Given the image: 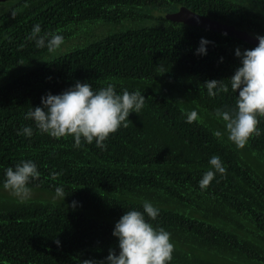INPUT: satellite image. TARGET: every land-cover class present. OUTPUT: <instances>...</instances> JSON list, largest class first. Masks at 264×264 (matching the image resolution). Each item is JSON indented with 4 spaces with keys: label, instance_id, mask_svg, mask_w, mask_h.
Listing matches in <instances>:
<instances>
[{
    "label": "trees",
    "instance_id": "1",
    "mask_svg": "<svg viewBox=\"0 0 264 264\" xmlns=\"http://www.w3.org/2000/svg\"><path fill=\"white\" fill-rule=\"evenodd\" d=\"M172 5L264 34V0L0 2V189L6 167L31 159L40 172L32 191L54 195L59 185L66 194L64 201L26 203L0 194V264L103 259L109 249L119 251L115 222L131 208L143 211L145 200L159 208L153 226L171 234L169 264H264V116L261 134L238 148L215 115L234 105L236 93L229 85L210 97L204 86L208 79L228 83L239 66L234 50L256 45L166 17L159 25H132L153 18L144 8ZM99 21L128 28L98 36ZM35 23L42 32L58 30L63 44L51 53L37 48L26 39ZM201 37L210 41L206 55L195 54ZM76 80L145 96L141 112L109 134L104 150L95 141L74 147L71 135L53 138L24 118L47 91L57 94ZM191 110L199 118L188 123ZM26 125L33 135H17ZM213 155L226 171L201 189Z\"/></svg>",
    "mask_w": 264,
    "mask_h": 264
},
{
    "label": "clouds",
    "instance_id": "2",
    "mask_svg": "<svg viewBox=\"0 0 264 264\" xmlns=\"http://www.w3.org/2000/svg\"><path fill=\"white\" fill-rule=\"evenodd\" d=\"M12 15L15 16V13ZM26 39L33 41L37 48H46L49 53L64 42L58 30L42 32L39 23L33 24ZM256 39L258 44L255 47L243 51L237 47L234 50V55L239 58V66L229 77L228 83L222 79L204 81L210 97L227 93L229 85L231 91L236 93L234 105L217 108L215 115L224 122L227 139L238 148L243 147L251 136L261 134L257 127L260 123L258 117L264 116V35L257 34ZM209 43L205 37H201L195 54L206 55V45ZM144 103L145 96L139 90L130 92L122 89L117 92L112 83L93 88L87 81L76 80L57 94L47 91L41 96L40 105L31 106L24 118L33 121L36 129L53 138L71 135L74 147H81V141L87 144L95 141V145L104 150V141L109 134L120 127H127L129 114H139ZM184 116L188 123L199 118L196 110L188 111ZM21 134L31 137L33 128L26 125L18 129L17 135ZM215 134L218 137L221 135L219 131ZM208 163L211 167L198 181L201 189L209 185L216 173L224 174L226 171L219 156H211ZM51 175L55 178L57 173ZM39 177L37 164L31 159H21L3 170L2 186L17 202L26 203L32 198L30 184ZM65 196L63 186H56L53 199L64 201ZM77 203L72 201L70 206L75 208ZM142 208L143 211L135 208L125 211L115 222L112 235L118 239V252L109 249L103 259H85L83 264H169L174 250L171 234L151 223L157 218L159 208L148 200L143 201ZM54 242L59 246L58 239Z\"/></svg>",
    "mask_w": 264,
    "mask_h": 264
},
{
    "label": "water",
    "instance_id": "3",
    "mask_svg": "<svg viewBox=\"0 0 264 264\" xmlns=\"http://www.w3.org/2000/svg\"><path fill=\"white\" fill-rule=\"evenodd\" d=\"M4 1L7 0H0V2ZM166 18L177 22H184L188 25L202 26L212 30H217L239 38L252 45L258 44V40L256 39L257 34L264 35L246 27H241L236 24L225 23L202 16L184 6L180 7L177 12L167 14Z\"/></svg>",
    "mask_w": 264,
    "mask_h": 264
},
{
    "label": "rangeland",
    "instance_id": "4",
    "mask_svg": "<svg viewBox=\"0 0 264 264\" xmlns=\"http://www.w3.org/2000/svg\"><path fill=\"white\" fill-rule=\"evenodd\" d=\"M257 5V4H256ZM259 7V5H257ZM180 7L177 6H170L168 8H164V9H159V8H144V10L146 11H151V14L153 15V18L151 19H144V21L139 22V24L137 22L133 23L132 25H138V26H143V25H159L161 24V20L163 17H166L167 14L169 13H174L177 12L179 10ZM136 10V9H135ZM139 9L136 10V12L139 13ZM99 23L101 26L99 28H95L94 32L96 35H100V34H107L109 32H115V31H120V30H124L126 28H128L127 26H125V24L123 22L117 24V23H113L110 21H99ZM61 53L60 51L55 52V55ZM0 194L4 195L6 197H13L10 192L6 189H0ZM41 198V199H46V198H53V194H50L49 192L46 193H42V192H33L32 191V198ZM14 198V197H13Z\"/></svg>",
    "mask_w": 264,
    "mask_h": 264
}]
</instances>
